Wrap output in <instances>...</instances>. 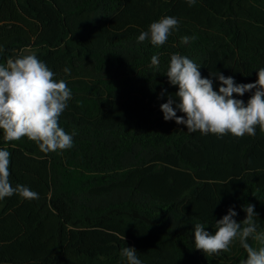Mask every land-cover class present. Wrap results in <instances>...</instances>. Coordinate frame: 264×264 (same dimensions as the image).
Returning a JSON list of instances; mask_svg holds the SVG:
<instances>
[{
    "label": "trees",
    "instance_id": "1",
    "mask_svg": "<svg viewBox=\"0 0 264 264\" xmlns=\"http://www.w3.org/2000/svg\"><path fill=\"white\" fill-rule=\"evenodd\" d=\"M164 16L179 20L167 42L137 43ZM184 36L194 39L182 44ZM21 51L71 90L59 125L73 147L45 154L26 137L6 143L0 130L12 186L39 195L0 200V264H127L126 246L142 264L246 259L238 241L219 254L195 249L194 226L214 234L230 207L239 222L250 203L264 232V132H189L165 121L160 106L169 96L179 102L165 74L173 54L200 66L216 91L210 73L238 84L258 79L264 0H0V63Z\"/></svg>",
    "mask_w": 264,
    "mask_h": 264
},
{
    "label": "clouds",
    "instance_id": "2",
    "mask_svg": "<svg viewBox=\"0 0 264 264\" xmlns=\"http://www.w3.org/2000/svg\"><path fill=\"white\" fill-rule=\"evenodd\" d=\"M191 7L197 0H185ZM179 20L172 16L161 17L152 22L147 31L141 32L137 43L150 40L153 46L164 45L172 31L178 30ZM194 37H181V43L187 44ZM159 66V57L153 55L150 67ZM195 62L187 56L173 54L166 71L172 86H178L175 99L169 96L161 104L164 120H175L178 125H186L189 132L199 131L222 138L231 134L242 138L255 136L259 128L264 132V68H260L258 79L254 83H236L231 76L222 73H210L218 79L219 90H214V81L202 77ZM70 75V69H64ZM167 90L161 93V98ZM252 93L245 103L237 96ZM72 92L64 80L55 79V73L35 54L9 57L0 63V130L6 143L27 138L35 142L42 153L68 150L73 147V135L60 127L59 119L68 107ZM175 105V107H174ZM177 110L183 115H177ZM10 157L7 148H0V200L14 194L22 199H38V193L24 185L13 187L10 182ZM246 218L237 221L238 213L229 208L226 215L215 223V233L205 230L204 225L194 226L195 249L207 255L228 252L235 241L246 252V259L240 264H264V232L257 231L254 217L258 214L255 205L243 206ZM252 240L258 247L249 243ZM127 264H142L134 247H124L120 253Z\"/></svg>",
    "mask_w": 264,
    "mask_h": 264
},
{
    "label": "rangeland",
    "instance_id": "3",
    "mask_svg": "<svg viewBox=\"0 0 264 264\" xmlns=\"http://www.w3.org/2000/svg\"><path fill=\"white\" fill-rule=\"evenodd\" d=\"M256 247H258V245L256 244Z\"/></svg>",
    "mask_w": 264,
    "mask_h": 264
}]
</instances>
